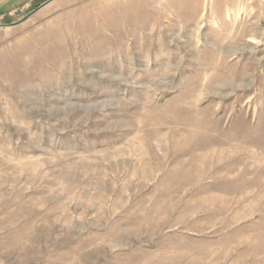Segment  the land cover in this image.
Instances as JSON below:
<instances>
[{
    "label": "rangeland",
    "instance_id": "rangeland-1",
    "mask_svg": "<svg viewBox=\"0 0 264 264\" xmlns=\"http://www.w3.org/2000/svg\"><path fill=\"white\" fill-rule=\"evenodd\" d=\"M0 264H264V0H0Z\"/></svg>",
    "mask_w": 264,
    "mask_h": 264
},
{
    "label": "crops",
    "instance_id": "crops-1",
    "mask_svg": "<svg viewBox=\"0 0 264 264\" xmlns=\"http://www.w3.org/2000/svg\"><path fill=\"white\" fill-rule=\"evenodd\" d=\"M2 1V0H1ZM3 1H6V0H3Z\"/></svg>",
    "mask_w": 264,
    "mask_h": 264
}]
</instances>
